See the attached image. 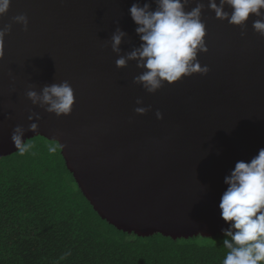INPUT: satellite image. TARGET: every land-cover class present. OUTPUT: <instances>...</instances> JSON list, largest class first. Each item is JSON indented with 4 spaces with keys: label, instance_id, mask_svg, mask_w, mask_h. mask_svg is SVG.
I'll return each instance as SVG.
<instances>
[{
    "label": "water",
    "instance_id": "obj_1",
    "mask_svg": "<svg viewBox=\"0 0 264 264\" xmlns=\"http://www.w3.org/2000/svg\"><path fill=\"white\" fill-rule=\"evenodd\" d=\"M133 3L157 7L155 0H11L0 15V27L12 25L0 47V158L18 151L11 137L20 125L25 140L58 142L84 196L118 229L173 239L224 234V178L264 148V35L252 26L264 17L250 14L242 27L217 18L210 0H187L186 11L204 5L208 51L197 59L210 71L149 93L134 83L145 70L137 59L116 65L142 43ZM19 14L28 17L27 31L12 19ZM117 29L126 33L118 53ZM65 80L75 94L71 114L57 116L26 95ZM31 123L36 132L27 130Z\"/></svg>",
    "mask_w": 264,
    "mask_h": 264
},
{
    "label": "trees",
    "instance_id": "obj_2",
    "mask_svg": "<svg viewBox=\"0 0 264 264\" xmlns=\"http://www.w3.org/2000/svg\"><path fill=\"white\" fill-rule=\"evenodd\" d=\"M27 141L26 153L0 158V264H221L224 234L173 239L118 229L84 196L57 141Z\"/></svg>",
    "mask_w": 264,
    "mask_h": 264
},
{
    "label": "clouds",
    "instance_id": "obj_3",
    "mask_svg": "<svg viewBox=\"0 0 264 264\" xmlns=\"http://www.w3.org/2000/svg\"><path fill=\"white\" fill-rule=\"evenodd\" d=\"M157 7L151 3H133L129 8L132 20L137 25L135 31L142 41L140 47L127 56L116 60L117 67H125L128 60L137 59V67L145 69L134 77V83L141 84L149 93H155L164 83H174L184 76L195 73L207 74L210 69L202 66L197 59L198 51L207 52L205 43L206 25L201 19L203 4H197L191 11L185 10L187 0H155ZM231 7V13L224 11V5ZM11 0H0V15L7 13ZM209 7L219 19H228L229 23L245 26L250 14L264 17V0H210ZM15 23L28 28L26 14L14 16ZM253 29L264 35V19L252 22ZM11 24L0 27V47L4 45L5 36L11 31ZM243 34V33H242ZM126 33L117 29L112 36V49L120 52L119 45ZM3 52L0 51V59ZM33 104L41 107L47 105V111L57 116L71 114L75 94L71 84L65 80L60 84L45 85L42 93L34 90L26 93ZM137 105L143 104L138 98ZM148 107H136L135 112L144 114ZM156 116L163 118L161 111ZM32 120V117H29ZM39 125L31 123L28 131L36 132ZM25 129L17 125L12 133V141L20 154L32 147L24 139ZM57 145L49 144L48 151L55 152ZM227 185L223 192L219 208L221 218L229 223L223 228L225 238L222 247L226 250L221 264H264V148L250 161L239 160L230 174L224 178Z\"/></svg>",
    "mask_w": 264,
    "mask_h": 264
}]
</instances>
